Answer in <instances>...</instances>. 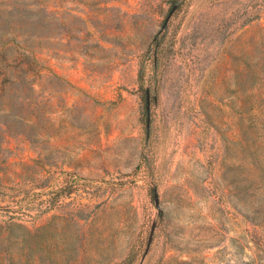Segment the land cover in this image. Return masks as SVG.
<instances>
[{
	"label": "rangeland",
	"instance_id": "rangeland-1",
	"mask_svg": "<svg viewBox=\"0 0 264 264\" xmlns=\"http://www.w3.org/2000/svg\"><path fill=\"white\" fill-rule=\"evenodd\" d=\"M11 40L52 112L0 141L1 263L264 264V0H0Z\"/></svg>",
	"mask_w": 264,
	"mask_h": 264
},
{
	"label": "trees",
	"instance_id": "trees-1",
	"mask_svg": "<svg viewBox=\"0 0 264 264\" xmlns=\"http://www.w3.org/2000/svg\"><path fill=\"white\" fill-rule=\"evenodd\" d=\"M15 46L20 47L15 40L2 42L0 59L4 58V50ZM9 59L11 68L0 78V141L4 133L9 132L28 134L34 140H39L46 123L51 124L46 115L52 112V103L49 98L39 99L38 59L32 54L18 51ZM7 250L5 247L7 264H12L11 257L5 254Z\"/></svg>",
	"mask_w": 264,
	"mask_h": 264
},
{
	"label": "crops",
	"instance_id": "crops-1",
	"mask_svg": "<svg viewBox=\"0 0 264 264\" xmlns=\"http://www.w3.org/2000/svg\"><path fill=\"white\" fill-rule=\"evenodd\" d=\"M73 257H68L65 261L64 264H70L72 263Z\"/></svg>",
	"mask_w": 264,
	"mask_h": 264
}]
</instances>
